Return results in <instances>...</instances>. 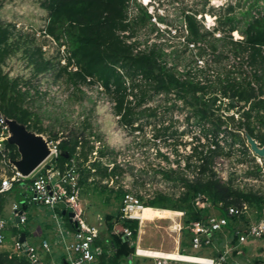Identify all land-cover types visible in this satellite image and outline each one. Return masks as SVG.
<instances>
[{"label": "trees", "instance_id": "16d2710c", "mask_svg": "<svg viewBox=\"0 0 264 264\" xmlns=\"http://www.w3.org/2000/svg\"><path fill=\"white\" fill-rule=\"evenodd\" d=\"M130 1L41 0V7L47 14L43 35L65 50L63 72L58 73L65 75L76 89L80 85L100 88L112 102L119 124L126 129L133 128L146 112H149L148 116H155V108L146 105L157 96L163 97L164 101L172 99L173 107L178 102L188 110L186 119L193 121L200 136L191 152L176 162V170L162 171L166 180L176 183L179 195L175 198L155 192L146 200L140 195L135 197L143 208L183 212L182 230L188 239L187 245L191 237L190 223L207 219L212 216L210 210H215V216L227 219L224 233L234 245L237 242L236 225L245 214L228 217L227 210L240 211L246 206L254 211V221H259L264 210V191L240 188L234 184L233 176L222 180L215 170V163L216 159L230 157L235 152L245 157L250 155L247 136L259 147H264V6L259 5L264 0H249L247 8L238 11L239 5L228 4L211 29H205L196 20V13L183 15L186 32L183 45L186 50H197L195 65H200L195 68L197 73L186 68L180 70L175 63L176 50L167 52L161 43L154 42L143 49L137 46L127 16ZM143 15L147 16L146 13ZM142 20L139 17V21ZM234 32L241 38L234 39ZM10 38L8 26L0 25V116L15 121L29 132L42 134L44 130L38 115L27 102L30 96L26 89L28 81L22 77L10 78L1 68L13 53ZM170 57H173L171 63L167 61ZM47 70L48 63H41L33 76ZM49 141L56 142L59 151L53 161L56 167L62 169L71 160L82 161L77 165L81 186L94 176L113 179L119 174L117 165L113 164L109 169L100 160L84 167L92 147L88 152L83 151L88 142L82 134L75 131L60 136L53 134ZM3 144L5 153H0V161L17 160V148L7 141ZM99 155L104 156L101 151ZM253 161L252 158L250 162ZM261 171L258 164H253L245 175L258 179ZM9 193L0 195V218L2 199ZM113 193L122 206L127 193L122 190ZM197 199L208 203L209 207L198 209ZM119 217L120 210L104 217L106 237L114 251L110 255L103 253L99 264H128L133 254L134 247L122 238L121 230L130 229L132 239H136L137 221L120 220ZM21 233L27 235V230L11 229L13 236ZM219 235L215 245L222 242ZM182 246L186 244L183 242ZM0 264L31 263L24 256L1 250ZM253 264L262 263L256 261Z\"/></svg>", "mask_w": 264, "mask_h": 264}, {"label": "rangeland", "instance_id": "374dc122", "mask_svg": "<svg viewBox=\"0 0 264 264\" xmlns=\"http://www.w3.org/2000/svg\"><path fill=\"white\" fill-rule=\"evenodd\" d=\"M249 3V0H132L128 4L127 16L133 40L139 48L143 49L154 42L161 43L167 52L176 50L174 58L180 70L186 68L197 73L195 68L200 66L195 65L197 50H186L183 45L186 34L183 15L196 13V20L205 29H211L228 4L234 7L239 5L240 8H236L238 11L245 10ZM259 5L264 6V1H260ZM139 17L143 20L139 21ZM46 20L47 14L41 7V0H0V25L8 26L13 50L1 68L10 78L22 77L28 81L26 89L30 96L27 102L38 115L40 126L44 130L42 134L33 130L30 133L47 144L53 134L60 136L75 131L82 134L88 142L84 152L92 147L84 167L94 160H100L109 169L113 164L118 166L119 174L116 178L100 179L99 176H94L81 186L80 205L83 217L88 224L98 227L100 235L106 237L104 217L115 215L121 207V202L113 192L122 190L133 199L140 195L146 200L155 192L176 198L180 189L174 181L166 180L162 171L168 168L176 170V162L191 152L196 138L200 135L193 121L186 119L188 110L183 109L178 102L173 107L174 100L164 101L161 96L154 97L146 105L155 108V116H148L149 112H146L133 128L126 129L121 126L113 112L112 102L100 88L80 85L76 89L68 83L65 75L58 73L63 72L61 68L64 65L65 50L43 35ZM232 36L234 39L241 38L236 32ZM172 58H167V61L171 63ZM41 63H48V70L33 76ZM99 151L104 154L103 157H100ZM252 158L254 161L251 163ZM81 162L75 161V164ZM253 164L262 168L258 179L245 175ZM1 168L6 169L0 165ZM77 170L80 174L79 169ZM215 170L222 180L233 176L234 184L240 188L264 191V161L253 151L246 157L235 152L230 157L216 159ZM30 196L28 190L15 187L2 199V212L7 208L8 213L12 203L28 200ZM143 210L141 215L144 222L138 228L137 234L141 248L149 249L151 254L158 256L180 255L176 251L186 255H211V250H193L187 245L188 239L183 234L182 217L178 212L150 208ZM25 213L28 221L25 226H19L18 230L29 231L32 224L39 222L43 230L41 239L56 242V224L48 209L43 206H29ZM210 213L215 215L216 211L211 209ZM254 219V211L249 210L237 223V230L242 231ZM178 225L181 226L180 230ZM61 227L65 228V225ZM219 238H223L219 243L222 248L224 236L219 235ZM35 241L37 240L33 238L27 240L29 244H34ZM183 242L186 246H182ZM1 250H11L10 240L7 241V247L6 244L0 246ZM242 252L240 257L228 260V264L234 261L239 264L259 261L264 264V238L247 241L242 246ZM44 260L63 264L62 253L58 247H54Z\"/></svg>", "mask_w": 264, "mask_h": 264}, {"label": "built area", "instance_id": "2783aa9c", "mask_svg": "<svg viewBox=\"0 0 264 264\" xmlns=\"http://www.w3.org/2000/svg\"><path fill=\"white\" fill-rule=\"evenodd\" d=\"M9 137V128L6 120L0 116V153H5L3 142ZM49 150L47 159L36 168L28 177H24L17 171L11 159L0 161V165L6 169H0V195L9 193L14 187L24 188L31 193L28 200L22 199L18 203H12L10 213L6 220L0 219V246L5 244L6 238L4 229L11 226L19 229L25 226L28 219L25 210L29 206H43L51 213V219L56 224V242L52 243L42 239L38 245L29 244L25 237L20 242V234L10 238L11 252L16 256H24L31 264H53L44 260L54 247H58L62 253L63 264H99V258L103 253L110 255L114 251L112 243L107 237L102 238L97 226L88 224L80 205L81 185L79 184L80 174L74 160L66 163L62 169L53 163L59 155L56 144H46ZM5 155H3L4 158ZM28 180V181H27ZM198 209L208 208L209 204L196 200ZM143 204L128 194L124 196L120 208V220L137 221L138 228L143 224L139 217ZM246 206L242 210L229 208L227 216H239L247 214ZM65 213V215H62ZM72 213V217L67 214ZM183 217V212L177 213ZM65 225V228L61 226ZM70 225V227H69ZM227 219L212 215L205 220L190 223L191 234L189 245L193 250H211L209 256H195L179 253L182 256H191L190 261L154 258L145 254L139 244V237L132 239V231L128 228L121 230L122 238L134 247L128 264H228V260L243 255L242 246L249 240L261 238L264 234V210L259 221H253L242 231L236 230L234 235L237 242L230 244V239L225 236L224 229ZM181 226L178 225V230ZM138 234V231H137ZM217 234L224 236L223 247H217L215 240ZM145 261H149L145 263ZM239 264V262H233Z\"/></svg>", "mask_w": 264, "mask_h": 264}, {"label": "water", "instance_id": "95a60500", "mask_svg": "<svg viewBox=\"0 0 264 264\" xmlns=\"http://www.w3.org/2000/svg\"><path fill=\"white\" fill-rule=\"evenodd\" d=\"M9 128V137L6 141L17 148L19 158L13 160L12 164L22 176L28 177L36 168H38L48 157L49 150L43 140L30 133L25 127L17 124L15 121H7ZM246 143L250 151L264 161V147H259L257 142L250 137H246ZM65 215V213H62ZM72 217V213L67 214ZM25 234L21 233L19 241L24 242Z\"/></svg>", "mask_w": 264, "mask_h": 264}, {"label": "crops", "instance_id": "0c3cea01", "mask_svg": "<svg viewBox=\"0 0 264 264\" xmlns=\"http://www.w3.org/2000/svg\"><path fill=\"white\" fill-rule=\"evenodd\" d=\"M9 213H10V211L7 213V208H6L5 209V212H3L2 217L0 219L6 220L7 217L9 216ZM11 229H12L11 226H8V228L6 226V228L4 229V235H5V238H6V242H5L6 247H7V237H9V240L12 237L14 238V236L11 234ZM42 236H43L42 225L39 222H36V223L32 224L30 226V228H29V231H27V235H25V237H26L27 240H28V238H33V239H36L37 240V241L34 242V245H38L40 243V241L42 240L41 239ZM216 246L219 247V245H216ZM150 255L151 256H156L155 254H151V253H150ZM236 257H238V256H236ZM236 257H234V259Z\"/></svg>", "mask_w": 264, "mask_h": 264}, {"label": "bare ground", "instance_id": "6f19581e", "mask_svg": "<svg viewBox=\"0 0 264 264\" xmlns=\"http://www.w3.org/2000/svg\"><path fill=\"white\" fill-rule=\"evenodd\" d=\"M143 210V209H142ZM144 211V210H143ZM141 213H142V211H141ZM141 213H139L138 215H139V217L142 219V215H143V213H142V215H141ZM143 220V219H142ZM140 251H145V254H147L148 256H151L150 255V251L151 250H140ZM151 257H154V258H161V259H172V260H184V261H190L191 259H193V257H190V256H182V255H170V256H165V255H163V256H158V255H156V256H151Z\"/></svg>", "mask_w": 264, "mask_h": 264}]
</instances>
